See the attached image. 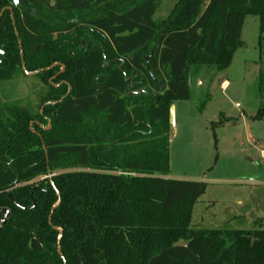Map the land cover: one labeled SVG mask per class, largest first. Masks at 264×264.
<instances>
[{
  "label": "trees",
  "instance_id": "obj_1",
  "mask_svg": "<svg viewBox=\"0 0 264 264\" xmlns=\"http://www.w3.org/2000/svg\"><path fill=\"white\" fill-rule=\"evenodd\" d=\"M8 6L0 79L25 73L20 40L48 89L43 112L0 101V264H264V229L191 227L207 183L171 176L169 121L194 70L230 66L248 15L264 34V0H179L161 21L159 0Z\"/></svg>",
  "mask_w": 264,
  "mask_h": 264
},
{
  "label": "rangeland",
  "instance_id": "obj_2",
  "mask_svg": "<svg viewBox=\"0 0 264 264\" xmlns=\"http://www.w3.org/2000/svg\"><path fill=\"white\" fill-rule=\"evenodd\" d=\"M178 1L159 0L154 18H168ZM74 19L51 18L53 23ZM241 39L244 44L229 67L203 65L194 70L190 99L176 102L170 174L207 183L194 205L192 228L264 229V117L255 118L264 107V34L257 15L246 17ZM47 89L36 74L20 73L0 79V101H19L43 112L41 99Z\"/></svg>",
  "mask_w": 264,
  "mask_h": 264
},
{
  "label": "water",
  "instance_id": "obj_3",
  "mask_svg": "<svg viewBox=\"0 0 264 264\" xmlns=\"http://www.w3.org/2000/svg\"><path fill=\"white\" fill-rule=\"evenodd\" d=\"M14 2L17 3L18 0H14ZM7 9L10 10L11 7L8 6V7L3 8L2 11H1V13H0V18L2 17V15L4 14V12H5ZM13 24H14V26H16V22H15V20L13 21ZM16 35L19 36V33H18L17 29H16ZM19 46H20V52H21V57H22V67H23L24 72H25L27 75L37 74L39 71L31 72V71H28V70L26 69V64H25V62H24V60H23V56H22V55H23V51H22V46H21V41H20V40H19ZM0 51H1V50H0ZM63 69H64V66L62 67V70H63ZM174 119H175V105H171V107H170V114H169V121H170L171 124L174 123ZM49 177L51 178L52 175H49ZM57 193H58V191H57ZM60 202H61V198L59 197L58 202L53 206L52 211H51V214H50V216H49V223H50V224H52V213H53L54 209L60 204ZM9 216H10V210H9L8 208H4V209L2 210V220H1V222H2V223H5L6 220L9 218ZM54 228L57 229V230L59 231V233H60V234H59V237H58V252H59V254L62 256V258H63V260H64V262H65V258H64V256H63V252H62V248H61V244H60V241H61V238H62V235H63V231H62V229L59 228V227L54 226Z\"/></svg>",
  "mask_w": 264,
  "mask_h": 264
},
{
  "label": "crops",
  "instance_id": "obj_4",
  "mask_svg": "<svg viewBox=\"0 0 264 264\" xmlns=\"http://www.w3.org/2000/svg\"><path fill=\"white\" fill-rule=\"evenodd\" d=\"M199 83H200V81H199ZM227 83H228V82L225 81V82L223 83V86H226ZM200 84H201V83H200ZM174 105H175V117H176V110H177L176 102H175ZM241 203H242L241 201L238 202L239 205H241ZM236 216H241V214H236ZM260 220H261V219H259V221H260Z\"/></svg>",
  "mask_w": 264,
  "mask_h": 264
},
{
  "label": "flooded vegetation",
  "instance_id": "obj_5",
  "mask_svg": "<svg viewBox=\"0 0 264 264\" xmlns=\"http://www.w3.org/2000/svg\"><path fill=\"white\" fill-rule=\"evenodd\" d=\"M1 52V51H0Z\"/></svg>",
  "mask_w": 264,
  "mask_h": 264
}]
</instances>
